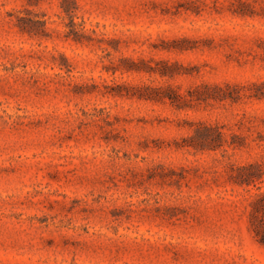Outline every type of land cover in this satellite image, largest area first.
<instances>
[{"label":"rangeland","instance_id":"374dc122","mask_svg":"<svg viewBox=\"0 0 264 264\" xmlns=\"http://www.w3.org/2000/svg\"><path fill=\"white\" fill-rule=\"evenodd\" d=\"M262 93L264 0H0V264H264Z\"/></svg>","mask_w":264,"mask_h":264},{"label":"trees","instance_id":"16d2710c","mask_svg":"<svg viewBox=\"0 0 264 264\" xmlns=\"http://www.w3.org/2000/svg\"><path fill=\"white\" fill-rule=\"evenodd\" d=\"M140 96L144 97L145 95H140ZM256 96L258 97L264 96V93H262V95L257 94ZM146 98L156 100V98L158 97L146 96ZM200 129L203 130L200 131ZM205 129L209 130L211 128L209 126L204 128H197L194 134L190 137L189 139L190 142L188 143V145L200 149H205V148L217 149L220 146H223L224 140L221 131H216V135L211 139L210 137L205 135V133H202V131H205ZM251 168H252L251 164L244 165L238 168L239 173L234 175L235 176L234 181L239 184H250L251 182H254V179L252 181V179H250L251 177H248L247 175L243 174L246 170ZM251 221L257 238L259 239L260 242L264 243V191L258 193L255 196V199L252 203Z\"/></svg>","mask_w":264,"mask_h":264}]
</instances>
